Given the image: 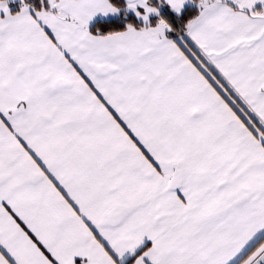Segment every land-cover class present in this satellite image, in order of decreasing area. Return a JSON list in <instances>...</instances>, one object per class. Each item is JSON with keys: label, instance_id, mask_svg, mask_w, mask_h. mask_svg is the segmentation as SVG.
<instances>
[{"label": "snow or ice", "instance_id": "6c2138e0", "mask_svg": "<svg viewBox=\"0 0 264 264\" xmlns=\"http://www.w3.org/2000/svg\"><path fill=\"white\" fill-rule=\"evenodd\" d=\"M0 264H264V0H0Z\"/></svg>", "mask_w": 264, "mask_h": 264}]
</instances>
